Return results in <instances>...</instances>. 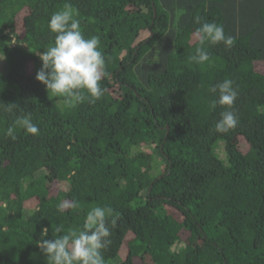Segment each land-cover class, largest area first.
Returning <instances> with one entry per match:
<instances>
[{
  "label": "trees",
  "instance_id": "trees-1",
  "mask_svg": "<svg viewBox=\"0 0 264 264\" xmlns=\"http://www.w3.org/2000/svg\"><path fill=\"white\" fill-rule=\"evenodd\" d=\"M66 3L108 73L74 109L35 79ZM203 22L233 47L189 63ZM2 53L0 102L16 107L0 108V264H48L42 228H82L94 206L116 218L105 264H264V0H0ZM225 79L237 98L212 109ZM224 111L238 123L219 133ZM29 114L37 135L4 134Z\"/></svg>",
  "mask_w": 264,
  "mask_h": 264
},
{
  "label": "clouds",
  "instance_id": "clouds-1",
  "mask_svg": "<svg viewBox=\"0 0 264 264\" xmlns=\"http://www.w3.org/2000/svg\"><path fill=\"white\" fill-rule=\"evenodd\" d=\"M199 21L200 18L197 17V22ZM48 28L55 34L54 42L39 53L42 64L35 75L36 81L45 86L47 93L62 97L67 109H74L85 100L90 103L101 100L105 90L100 82L108 73L106 59L100 49L99 36L85 37L80 20L76 18L69 3L51 15ZM195 36L199 46L195 53L188 57L189 63L204 64L209 61L206 44L222 43L228 49L234 44V37L226 36L223 26L215 22H203L197 28ZM11 43L16 42L12 40ZM4 58L3 53L0 54V60ZM209 91L219 93L218 100L210 106L212 109L217 104L231 108L238 95L230 79L223 80ZM15 107L14 103L0 102V108L9 113ZM237 123L238 119L232 111H224L220 114L214 130L227 133L234 129ZM16 126L27 134L39 133V128L33 123L30 114L17 116L13 125L5 130L4 134L12 140L16 139ZM75 206L73 202L72 207ZM58 207L63 210L67 205ZM112 215L111 207L94 206L87 212L82 228L65 229L63 225H58L56 233L63 234L52 239H44L48 235V228H42V238L37 240L36 244L45 254L48 264H105L102 250L111 243L108 238L112 235V228L116 226V218L108 219Z\"/></svg>",
  "mask_w": 264,
  "mask_h": 264
},
{
  "label": "rangeland",
  "instance_id": "rangeland-1",
  "mask_svg": "<svg viewBox=\"0 0 264 264\" xmlns=\"http://www.w3.org/2000/svg\"><path fill=\"white\" fill-rule=\"evenodd\" d=\"M179 247H181V244L180 245H176L174 248H179Z\"/></svg>",
  "mask_w": 264,
  "mask_h": 264
}]
</instances>
